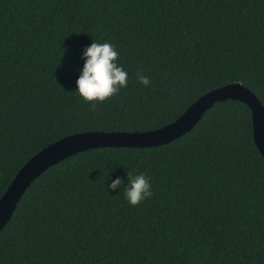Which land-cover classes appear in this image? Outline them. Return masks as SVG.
Wrapping results in <instances>:
<instances>
[{
	"label": "trees",
	"instance_id": "trees-1",
	"mask_svg": "<svg viewBox=\"0 0 264 264\" xmlns=\"http://www.w3.org/2000/svg\"><path fill=\"white\" fill-rule=\"evenodd\" d=\"M92 42L114 44L128 71V86L104 102L76 92ZM236 82L264 104V0H0V198L64 137L159 129ZM129 171L154 193L136 206L124 195ZM116 177L124 185L108 188ZM0 264H264L251 109L220 101L169 143L54 164L0 231Z\"/></svg>",
	"mask_w": 264,
	"mask_h": 264
},
{
	"label": "water",
	"instance_id": "water-1",
	"mask_svg": "<svg viewBox=\"0 0 264 264\" xmlns=\"http://www.w3.org/2000/svg\"><path fill=\"white\" fill-rule=\"evenodd\" d=\"M239 100L252 112L256 145L264 156V104L257 94L236 82L211 90L196 101L174 122L148 131H87L64 137L34 155L14 177L0 198V231L7 225L31 183L48 168L79 152L99 147H147L169 143L190 131L215 103Z\"/></svg>",
	"mask_w": 264,
	"mask_h": 264
},
{
	"label": "clouds",
	"instance_id": "clouds-1",
	"mask_svg": "<svg viewBox=\"0 0 264 264\" xmlns=\"http://www.w3.org/2000/svg\"><path fill=\"white\" fill-rule=\"evenodd\" d=\"M83 56L86 59L76 81V92L85 102H104L128 86V71L125 65L119 62V53L114 44L92 42L90 46L85 47ZM136 78L145 87L151 83L150 79L140 72H137ZM95 107L96 104L92 103L93 110ZM127 178L126 186H123V178L116 177L108 188L117 190L123 186L125 198L133 206L153 196L150 178L144 173L133 174L129 171Z\"/></svg>",
	"mask_w": 264,
	"mask_h": 264
}]
</instances>
